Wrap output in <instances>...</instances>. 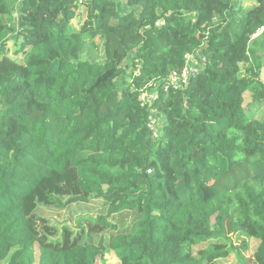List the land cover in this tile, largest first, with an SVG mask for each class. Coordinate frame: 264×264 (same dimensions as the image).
<instances>
[{
    "label": "trees",
    "instance_id": "16d2710c",
    "mask_svg": "<svg viewBox=\"0 0 264 264\" xmlns=\"http://www.w3.org/2000/svg\"><path fill=\"white\" fill-rule=\"evenodd\" d=\"M124 7L0 0V264H264V0ZM196 52L154 139L140 92Z\"/></svg>",
    "mask_w": 264,
    "mask_h": 264
},
{
    "label": "built area",
    "instance_id": "2783aa9c",
    "mask_svg": "<svg viewBox=\"0 0 264 264\" xmlns=\"http://www.w3.org/2000/svg\"><path fill=\"white\" fill-rule=\"evenodd\" d=\"M83 2L87 0H77ZM165 24L161 19L157 22L156 26L160 27ZM264 33V28L253 36L252 40L257 39ZM207 61V58L196 52L194 54H188L185 57V66L180 72L172 73L168 79L164 82L156 85L153 89H142L139 95V101L141 106L147 108L149 111V123L148 127L152 133L154 139H159L162 134V127H160V118L158 117V110L154 107L155 100L158 97L157 89H161L164 92H168L171 89L184 90L189 86L192 78L196 77L201 70H203V64ZM161 86V87H160ZM162 126V123H161Z\"/></svg>",
    "mask_w": 264,
    "mask_h": 264
},
{
    "label": "rangeland",
    "instance_id": "374dc122",
    "mask_svg": "<svg viewBox=\"0 0 264 264\" xmlns=\"http://www.w3.org/2000/svg\"><path fill=\"white\" fill-rule=\"evenodd\" d=\"M117 1H118L119 10L122 11L123 10L122 6H123L124 2H123V0H117ZM245 2L248 3V0H245ZM246 8H248V6ZM74 23H75V25H77L78 21L75 20ZM138 32L139 31H137V33ZM134 36H136V35L134 34ZM127 40H128V38H126V36H123V41H127ZM7 47L9 49V56L17 62H22L21 57H16L14 55L15 45L12 42H10L7 44ZM98 52L100 53L99 57L102 60L103 59L102 58V49L99 48ZM88 58H89L88 55L83 56V59H88ZM130 74L131 73L128 72V75H130ZM262 115H264V112L262 113ZM161 123L162 122H160V127H162ZM42 216H44L46 219H49L51 221H55V222L59 223L60 225L66 224L68 221V218L70 217L68 213H59L58 211H56V209L55 210H45L42 213ZM247 240H248V244H249V250H248V252L244 253V255L246 256V261L244 263L242 260H240L238 258V255L232 254L226 259L219 260L218 264H254V262L252 260L253 253L256 251V249L258 247L259 241L256 239H247ZM197 249H199V247L198 248L196 247L195 251H197ZM1 264H6V261L1 263ZM97 264H120V262L113 252H108L105 255L103 260L97 261Z\"/></svg>",
    "mask_w": 264,
    "mask_h": 264
},
{
    "label": "crops",
    "instance_id": "0c3cea01",
    "mask_svg": "<svg viewBox=\"0 0 264 264\" xmlns=\"http://www.w3.org/2000/svg\"><path fill=\"white\" fill-rule=\"evenodd\" d=\"M123 2H124V0H123ZM248 2H251V0H248ZM122 12H125V7H124V3H123V6H122ZM77 21L79 22L80 21V17L79 18H77ZM257 49H258V53H257V55H258V57L261 59V60H264V48H261V47H257Z\"/></svg>",
    "mask_w": 264,
    "mask_h": 264
},
{
    "label": "water",
    "instance_id": "95a60500",
    "mask_svg": "<svg viewBox=\"0 0 264 264\" xmlns=\"http://www.w3.org/2000/svg\"><path fill=\"white\" fill-rule=\"evenodd\" d=\"M260 80L262 83H264V65L263 67L261 68V71H260Z\"/></svg>",
    "mask_w": 264,
    "mask_h": 264
}]
</instances>
